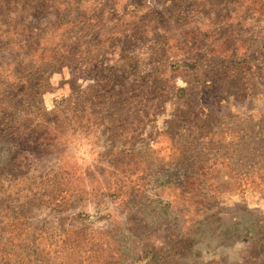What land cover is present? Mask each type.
<instances>
[{"label": "rangeland", "instance_id": "374dc122", "mask_svg": "<svg viewBox=\"0 0 264 264\" xmlns=\"http://www.w3.org/2000/svg\"><path fill=\"white\" fill-rule=\"evenodd\" d=\"M0 264H264V0H0Z\"/></svg>", "mask_w": 264, "mask_h": 264}]
</instances>
